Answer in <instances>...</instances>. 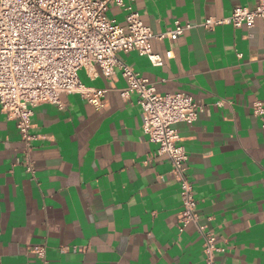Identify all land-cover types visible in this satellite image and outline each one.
<instances>
[{
  "label": "crops",
  "instance_id": "crops-1",
  "mask_svg": "<svg viewBox=\"0 0 264 264\" xmlns=\"http://www.w3.org/2000/svg\"><path fill=\"white\" fill-rule=\"evenodd\" d=\"M258 3L136 0L134 6L160 33L176 20L202 23ZM108 15L126 22L117 5ZM152 47L163 65L137 51L118 57L160 93H189L206 106L197 121L178 128L201 220L226 248L217 264H264V121L253 109L264 101L263 20L251 28L197 26L154 38ZM79 75L87 86L109 88L106 104L96 109L80 94L63 93L62 107L35 105V173L20 163L25 143L0 108V264H206L197 227L179 230L180 182L170 157L157 155L159 145L143 130L138 96H122L128 84L122 71L111 81L84 68ZM39 245L45 260L32 251Z\"/></svg>",
  "mask_w": 264,
  "mask_h": 264
},
{
  "label": "built area",
  "instance_id": "built-area-1",
  "mask_svg": "<svg viewBox=\"0 0 264 264\" xmlns=\"http://www.w3.org/2000/svg\"><path fill=\"white\" fill-rule=\"evenodd\" d=\"M135 1L0 0V108L16 121L25 143L20 163L35 173L31 157L37 139L31 132L33 107L41 103L62 107L63 93H77L96 109H102L109 88L87 86L79 72L84 68L111 81L120 69L128 82L121 90L122 96H138L143 130L151 142L159 145L157 155L170 157L171 172L180 182L179 230L193 223L203 239L206 264H217V254L226 248L218 244L215 233L201 220L188 173V150L178 128L179 123L197 121L206 106L189 93H160L149 78L120 60L118 53L137 51L161 66L164 59L154 52L152 39L178 37L197 26L208 30L224 24L251 28L258 18L264 22V0L254 8L237 5L230 16H210L202 23L176 20L173 27L160 33L144 22ZM112 4L126 11L125 24L108 15ZM167 55L172 57V51ZM253 109L264 121V101H255ZM32 251L46 259L45 246H34Z\"/></svg>",
  "mask_w": 264,
  "mask_h": 264
}]
</instances>
